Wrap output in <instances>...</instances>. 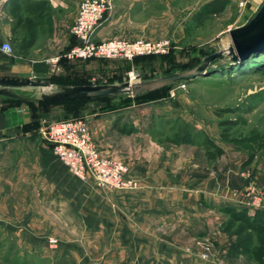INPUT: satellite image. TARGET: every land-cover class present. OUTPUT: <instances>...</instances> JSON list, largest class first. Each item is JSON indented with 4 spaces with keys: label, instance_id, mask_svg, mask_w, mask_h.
<instances>
[{
    "label": "rangeland",
    "instance_id": "rangeland-1",
    "mask_svg": "<svg viewBox=\"0 0 264 264\" xmlns=\"http://www.w3.org/2000/svg\"><path fill=\"white\" fill-rule=\"evenodd\" d=\"M205 1L186 0L180 34L170 24L178 14L156 11L141 14L154 20L146 29L123 22L103 39L165 38L167 52L71 61L74 75L64 83L189 71L224 49L229 30L264 0H227L223 10L202 14ZM242 62L181 88L179 81L89 101L46 104L17 88L10 90L21 98L0 95V112L24 116L0 141V264H259L264 224L251 227L229 210L236 208L210 205L249 204L239 211L250 216L264 210V48ZM116 112L118 128L98 126L101 113ZM68 118H84L100 156L126 167L122 182L80 175L56 154L43 129Z\"/></svg>",
    "mask_w": 264,
    "mask_h": 264
},
{
    "label": "crops",
    "instance_id": "crops-1",
    "mask_svg": "<svg viewBox=\"0 0 264 264\" xmlns=\"http://www.w3.org/2000/svg\"><path fill=\"white\" fill-rule=\"evenodd\" d=\"M80 1L0 0V77L49 80L52 86L56 87L63 85L65 78L73 76L70 67L72 68L74 62L53 64L52 60L62 55L74 42L71 27L78 13ZM209 1L211 0L205 2ZM203 4L204 2L201 3ZM185 9L186 0H113L112 10L106 14L95 39L107 38L113 34L112 29L123 22L128 24L127 28L146 29L154 23V20L144 19V16L140 17L141 14H153L156 11L178 14V16L172 15L170 24L177 26L180 34L184 24L180 13ZM5 42L13 46V54L2 49V44ZM22 90L36 91L39 98L43 92L42 88L37 87L22 88ZM119 115V112L101 113L98 126L101 129L118 128ZM20 117L24 116H16L14 112H10L9 115L7 112H0V141L7 140L6 136L10 129H14L18 121L14 118L20 119ZM215 203L217 202L210 205L216 208L229 206L237 210L249 207V204L242 205L237 202H220L216 205ZM161 210L162 213L157 215L164 214L163 209L157 211L161 212ZM150 211H152L149 213L151 217H155V210Z\"/></svg>",
    "mask_w": 264,
    "mask_h": 264
},
{
    "label": "built area",
    "instance_id": "built-area-1",
    "mask_svg": "<svg viewBox=\"0 0 264 264\" xmlns=\"http://www.w3.org/2000/svg\"><path fill=\"white\" fill-rule=\"evenodd\" d=\"M245 4L251 0H240ZM113 0H81L78 13L71 27L75 42L62 54L53 58L58 64L62 59L68 62L90 58H124L165 53L169 50L168 39L147 40L113 38L96 40L97 29L106 14L112 10ZM2 49L13 54L14 48L9 42L2 44ZM182 81L177 88L184 87ZM43 133L52 142L58 154L78 174L92 171L101 180L122 182L125 166L112 163L101 157L91 143L88 122L84 118H68L47 123ZM113 170V171H112Z\"/></svg>",
    "mask_w": 264,
    "mask_h": 264
},
{
    "label": "water",
    "instance_id": "water-1",
    "mask_svg": "<svg viewBox=\"0 0 264 264\" xmlns=\"http://www.w3.org/2000/svg\"><path fill=\"white\" fill-rule=\"evenodd\" d=\"M228 45L217 52L206 55L202 63L189 71H177L147 81L123 82L121 84L58 85L37 78L0 77V95L21 98L10 89L42 88L41 98L48 102L88 100L120 94H138L154 90L179 81H191L206 74L210 68L221 65H235L264 48V1L256 15L245 24L230 29ZM225 55V58H221ZM220 64L214 66L215 61Z\"/></svg>",
    "mask_w": 264,
    "mask_h": 264
},
{
    "label": "trees",
    "instance_id": "trees-1",
    "mask_svg": "<svg viewBox=\"0 0 264 264\" xmlns=\"http://www.w3.org/2000/svg\"><path fill=\"white\" fill-rule=\"evenodd\" d=\"M226 4H227V0H211V1H209V2L204 4V6L202 7V10H201V13L202 14L217 13V12L223 10L225 8ZM74 42H75V37H74ZM256 53H254V54L256 55ZM254 54H252L250 56V58H248L246 60H243L242 63H246L247 60H249L253 56H255ZM61 62L65 63V62H68V61L66 59H62ZM215 62H218V60H216ZM240 64H241V62H239V63H237L235 65H221V66H218V69L214 70V68H210L209 71L211 73H216V74H218L219 72H232V69L237 68ZM184 82L188 83L189 81H184ZM63 85H66V83H63ZM72 85H73V83H72ZM171 85H173V84H170V86ZM107 97H111V96L94 98V99H101V98H107ZM20 100H22V99H20ZM89 100H92V99H88V100H74V101H66V102H48V101H44V100L40 99V101L42 103H46V104L71 103V102L89 101ZM229 210L234 211L235 214L241 215L243 217L242 219L248 220L247 222H248V224H251L250 225L251 227L254 226V225L261 226V225L264 224V210L256 211L253 216L246 215V214L245 215L244 214H240L242 212L237 210V209L235 210V209L230 208ZM257 261H258L259 264H264V258L263 257L257 256Z\"/></svg>",
    "mask_w": 264,
    "mask_h": 264
}]
</instances>
